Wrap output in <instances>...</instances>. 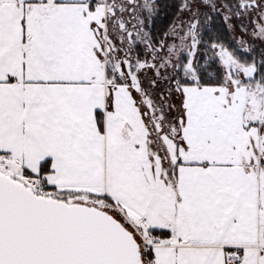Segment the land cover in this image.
<instances>
[{
	"label": "snow or ice",
	"instance_id": "1",
	"mask_svg": "<svg viewBox=\"0 0 264 264\" xmlns=\"http://www.w3.org/2000/svg\"><path fill=\"white\" fill-rule=\"evenodd\" d=\"M0 264H264V0H0Z\"/></svg>",
	"mask_w": 264,
	"mask_h": 264
},
{
	"label": "trees",
	"instance_id": "2",
	"mask_svg": "<svg viewBox=\"0 0 264 264\" xmlns=\"http://www.w3.org/2000/svg\"><path fill=\"white\" fill-rule=\"evenodd\" d=\"M161 2H162V5H167L171 2V0H161ZM171 15H172L171 8L165 7L164 9H162L161 16L156 22L157 27L158 28L163 27L167 23ZM214 23H215L214 31H219L225 40H230V36L225 30L223 26V22L217 17Z\"/></svg>",
	"mask_w": 264,
	"mask_h": 264
},
{
	"label": "rangeland",
	"instance_id": "3",
	"mask_svg": "<svg viewBox=\"0 0 264 264\" xmlns=\"http://www.w3.org/2000/svg\"><path fill=\"white\" fill-rule=\"evenodd\" d=\"M218 18L222 21V19L220 17H218Z\"/></svg>",
	"mask_w": 264,
	"mask_h": 264
}]
</instances>
